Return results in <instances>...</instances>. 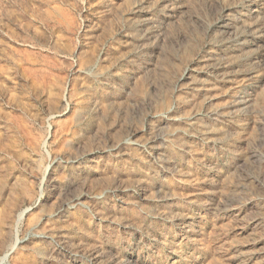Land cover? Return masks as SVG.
<instances>
[{
  "label": "rangeland",
  "instance_id": "rangeland-1",
  "mask_svg": "<svg viewBox=\"0 0 264 264\" xmlns=\"http://www.w3.org/2000/svg\"><path fill=\"white\" fill-rule=\"evenodd\" d=\"M0 264H264V0H0Z\"/></svg>",
  "mask_w": 264,
  "mask_h": 264
}]
</instances>
